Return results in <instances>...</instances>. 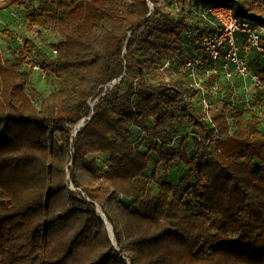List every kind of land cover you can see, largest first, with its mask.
Returning a JSON list of instances; mask_svg holds the SVG:
<instances>
[{
  "label": "trees",
  "instance_id": "trees-1",
  "mask_svg": "<svg viewBox=\"0 0 264 264\" xmlns=\"http://www.w3.org/2000/svg\"><path fill=\"white\" fill-rule=\"evenodd\" d=\"M9 1L22 5L26 30L59 39L49 54L26 38L13 62L0 58V264H264L260 118L223 106L207 122L186 78L166 82L160 71L180 55L191 12L153 0ZM202 2L264 25L261 0ZM35 67L59 86L56 102L34 88ZM176 114L195 131L193 150L185 137L170 145ZM145 119L153 126L141 150L130 127ZM178 162L177 183L165 176L152 190L149 165Z\"/></svg>",
  "mask_w": 264,
  "mask_h": 264
},
{
  "label": "rangeland",
  "instance_id": "rangeland-1",
  "mask_svg": "<svg viewBox=\"0 0 264 264\" xmlns=\"http://www.w3.org/2000/svg\"><path fill=\"white\" fill-rule=\"evenodd\" d=\"M153 1L160 8L175 9L183 13L190 11L189 7L192 5V1H194V3L202 2V0H185L183 5H177L175 0ZM148 3L152 9L151 2L148 1ZM261 6L264 8V0H261ZM23 13L22 5L16 6L15 4H11L9 0H0V40L2 41L0 43V58L2 60L13 62L12 51L15 50L18 45L22 44L26 38L32 39L37 49L44 54H49L51 44L59 39V36L50 30L37 27L32 31L26 30L22 25L24 18ZM186 16V21L189 23L195 22L192 14H187ZM262 36H264V25L262 26ZM241 54L245 57L249 70L245 75L232 73L230 76H226L223 71H221V65L219 63L209 64L200 69L199 81L202 89L200 91H195L189 88L191 90L190 92L193 93L192 101L194 102V109L199 116L204 117L207 122H210L212 118L221 113L223 106L228 110L236 108L244 111L246 117H250L252 114L257 115L261 121V126L259 128L263 129L264 53L254 48L242 46ZM189 55L190 52L186 48H183L180 55L171 54L163 60L160 65V71L164 74V80L166 82L180 75L182 79L185 80L184 69L181 62ZM252 72H259L261 76V84L259 86L254 84L251 78ZM31 82L37 92L41 93L42 97L47 100L56 102L59 98V86L47 80L45 76L39 73L38 69L33 72ZM116 83L107 84L104 88ZM218 85H220L221 88L217 87ZM120 90H125L124 85L120 86ZM201 95H203V97ZM39 101L40 99L35 97L36 106L39 105ZM203 101L208 105L207 110H203ZM88 103L92 106L94 103L93 99H90ZM226 114L230 124L233 126V114L231 112H227ZM152 126L153 122L149 119L131 124L130 140L137 144L141 150L147 149V135L151 131ZM168 131L172 139L170 145L173 148H177L180 139L185 137L186 140L184 141V145L189 151L193 150L192 139L195 131L180 114H176L174 120L169 123ZM96 157L98 160L102 159L101 155H96ZM184 169V165L180 162L173 164L169 170L162 168L160 164L155 166V168L150 164L149 168L144 173L150 175L151 171L155 170L156 174L154 181L151 183L152 190H155L165 176H169L173 179L172 184L175 185L179 176L183 174ZM188 180L190 181L191 179Z\"/></svg>",
  "mask_w": 264,
  "mask_h": 264
},
{
  "label": "built area",
  "instance_id": "built-area-1",
  "mask_svg": "<svg viewBox=\"0 0 264 264\" xmlns=\"http://www.w3.org/2000/svg\"><path fill=\"white\" fill-rule=\"evenodd\" d=\"M189 8L195 22L184 30L181 46L191 54L182 65L188 88L202 89L199 71L209 64L219 63L226 76L247 74L249 70L241 54L242 46L264 53V47L260 45L263 25L237 18L227 4L192 1ZM251 78L257 86L261 84L259 72H252ZM203 104V110H207V103L203 101Z\"/></svg>",
  "mask_w": 264,
  "mask_h": 264
},
{
  "label": "water",
  "instance_id": "water-1",
  "mask_svg": "<svg viewBox=\"0 0 264 264\" xmlns=\"http://www.w3.org/2000/svg\"><path fill=\"white\" fill-rule=\"evenodd\" d=\"M120 79H121V76L118 77L117 79L111 81V83H116V82H118ZM97 99H98V98H97ZM97 99H96V100H97ZM93 106H94V105H92L91 108H93ZM91 115H92V113H90V115H89L88 117H83V118H81V119L76 123V125H75V127H74L73 134H75L76 131H77L81 126L84 125L85 121H87V120H89V119L91 118ZM70 188L73 189L72 187H70ZM94 204H95V210H96V212L99 214L100 218L103 220V222H104L105 225H106V229H107V232H108V235H109L110 240L112 241L113 244H115V242H114V238H113V232H112L111 225H110L109 222L107 221L105 215L102 213V214H103V216H102V215L99 213L97 203H94Z\"/></svg>",
  "mask_w": 264,
  "mask_h": 264
},
{
  "label": "bare ground",
  "instance_id": "bare-ground-1",
  "mask_svg": "<svg viewBox=\"0 0 264 264\" xmlns=\"http://www.w3.org/2000/svg\"><path fill=\"white\" fill-rule=\"evenodd\" d=\"M98 211L103 216L102 211L100 210L99 206H98Z\"/></svg>",
  "mask_w": 264,
  "mask_h": 264
},
{
  "label": "crops",
  "instance_id": "crops-1",
  "mask_svg": "<svg viewBox=\"0 0 264 264\" xmlns=\"http://www.w3.org/2000/svg\"><path fill=\"white\" fill-rule=\"evenodd\" d=\"M24 19H25V18H23V22H22V25H23V27L25 28V25H24L25 21H24Z\"/></svg>",
  "mask_w": 264,
  "mask_h": 264
}]
</instances>
